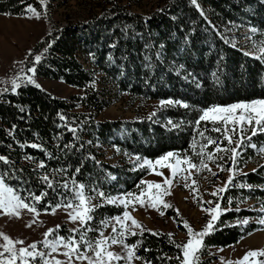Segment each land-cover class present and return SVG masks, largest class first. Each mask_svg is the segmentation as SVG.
Masks as SVG:
<instances>
[{"label":"trees","instance_id":"1","mask_svg":"<svg viewBox=\"0 0 264 264\" xmlns=\"http://www.w3.org/2000/svg\"><path fill=\"white\" fill-rule=\"evenodd\" d=\"M28 6L41 11L40 0H0V15L24 17ZM99 9L84 22L54 25L26 58V67H34L36 77L62 82L81 90L82 95L60 99L27 83L15 93L9 87L0 89V156L10 161H0V173L7 172V183L23 196L47 193L35 205L38 212L52 211L63 195H71L61 185L67 182L71 187L73 178L85 184L91 195L92 188L110 196L137 192V185L149 174V169L139 168L144 159L155 161L169 151L191 153L189 145L196 136L193 122L201 109L264 99V62L253 58L254 45L264 41V0H196V4L165 0L145 15L118 0H105ZM245 27L257 29L249 42L240 33ZM246 51L252 54L245 56ZM36 56L41 57L39 63H35ZM102 82L133 99L174 100L189 107L159 105L131 120L99 121V113L109 103L99 88ZM152 113L155 116L149 119ZM61 115L66 119L61 120ZM169 120L179 126L173 127ZM252 143L264 145V134L253 137ZM106 149L113 150L116 163L104 160ZM41 163L43 168L38 167ZM224 163L231 167L230 161ZM260 165H264V154L246 147L234 184L249 187H231L221 194L222 199L213 197L214 206L219 202L231 210L221 215L217 230L204 238L201 264L213 263L211 250L233 246L260 228L252 222L264 203V168ZM217 173L214 177L227 180V171ZM44 176L52 181V188L42 180ZM98 202L93 200V204ZM122 211L120 206L105 204L96 209L91 226L102 230V220ZM166 214L180 232H186L175 210ZM245 218L249 224L237 223ZM68 230L61 226L58 234L68 236ZM151 232L126 240L129 245L141 242L136 250L142 257L139 261L178 264L179 250L168 234ZM88 235L96 238L98 232Z\"/></svg>","mask_w":264,"mask_h":264},{"label":"snow or ice","instance_id":"2","mask_svg":"<svg viewBox=\"0 0 264 264\" xmlns=\"http://www.w3.org/2000/svg\"><path fill=\"white\" fill-rule=\"evenodd\" d=\"M40 3L46 6L48 0H40ZM192 3L196 4V0H192ZM197 7L199 6L197 5ZM25 11L31 14L28 18H40V13L32 6H28ZM201 15H204L203 11H201ZM250 31L255 33L257 29L253 28ZM253 51L255 53L253 58L264 62V41L254 45ZM243 54L248 56L252 53L246 51ZM40 60V56L35 57V63H39ZM35 71L34 67L27 69V72L33 73V75ZM18 79L20 77L11 81L13 93L20 87V84L17 83ZM24 82L34 84L37 88L41 87L35 82L33 76H27ZM174 104L184 108L189 107L188 104L179 101H160L161 106ZM152 116H155V113H152L149 119ZM60 119L65 120L66 118L61 115ZM168 123L173 127L179 126L171 120ZM193 123L196 136L200 139L197 140L196 136L193 137L189 145L190 154L188 151H169L155 161L144 159L139 164V168L150 169L155 175L162 177L161 182L141 180L137 185V192L129 191L120 196H110L98 188H92L91 192L94 195H91L86 190V185L78 183L74 178L71 181V187L67 182L63 183L61 187L71 195H63L61 203L55 205L52 214H55L57 208H63L71 222H78V227L69 229L68 236H62L58 234L61 226L56 225L55 228H49L43 233L41 241H34L31 244H25V241L21 239H12L7 234L0 232V238L3 240V243H0V264H120V262L133 264L134 260L142 259L136 253L141 242L137 241L135 244L129 245L126 243L127 238L143 235L145 231L151 232V230L145 229L131 213L136 210V205H139L155 209L160 215H164V210L172 207L164 197L172 194L171 188L174 183H183L185 188L194 193L193 199L200 205L201 210L211 217L200 231H194L186 220L183 221L188 239L182 244L176 243L172 234H168L169 241L179 250V254L175 257L178 264H201L200 253L205 247L204 238L217 230L215 225L221 215L231 209H223L219 202H215L214 207L205 208V204L212 205L214 201L203 200L196 187L195 177L205 171L211 176H216L218 173L213 171L210 165H215L220 172L227 171L229 175L223 183V187H217L209 194L220 199H222L221 194L227 192L231 187H249L244 184L236 185L234 181L239 174L238 164L246 147L257 149L258 153L264 154V145L258 146L252 143L253 137L264 134V99H254L251 102L226 106L213 105L201 109ZM209 124L211 127H208ZM69 130L73 133L77 131L75 128ZM212 133L217 135L213 136ZM31 147L37 148L39 145L32 144ZM136 160L139 161L141 158L136 157ZM226 160L231 162V167H225ZM0 161L10 164L8 158L4 156H0ZM38 167L43 168V163ZM260 167L264 168V165H260ZM163 169H168L169 175L165 176ZM79 171L80 169L77 168L76 173ZM252 171L256 172L257 169L254 168ZM242 174L248 175L247 173ZM8 178L7 172L0 173V215L19 218L20 210L23 209L34 214L33 223H35V217L39 215L35 205L39 204L47 193L42 192L40 195H35L29 192L27 197L23 196L16 188L7 183ZM42 180L49 188L53 187L52 181L47 176L42 177ZM93 200L99 202L93 204ZM228 203L231 205V198ZM105 204L123 208L121 214L101 221L102 227L111 226L109 235H105L104 231L91 226L96 209ZM236 211H240L239 207L236 208ZM176 212L179 216V210ZM249 222L247 218L237 221L242 225H247ZM255 223L260 226L258 230H264V203L260 205ZM27 226L31 227V224ZM91 232H98V237L90 238L88 234ZM151 234L160 235L156 232H151ZM248 234L251 235V233ZM113 246H118L120 251H113ZM60 256L65 259H59ZM261 257H264V249L249 250L235 264H264V259H259ZM221 259L222 264H225L223 258ZM146 264H151V262H146ZM227 264H233V262L228 261Z\"/></svg>","mask_w":264,"mask_h":264},{"label":"rangeland","instance_id":"3","mask_svg":"<svg viewBox=\"0 0 264 264\" xmlns=\"http://www.w3.org/2000/svg\"><path fill=\"white\" fill-rule=\"evenodd\" d=\"M164 1L118 0L121 5H125L131 11L141 15L151 13ZM104 2L105 0H48L47 5L41 4V11H37L40 13L39 19L28 18L31 15L30 13H27L24 17L0 15V89L3 87L12 88L11 81L17 77H20L17 83L21 85L26 84L24 80L27 76H33L35 82L41 86L40 89L60 99L69 100L72 96L82 95L81 90L71 88L62 82L38 78L33 73L27 72L26 58L31 53L32 48L51 32L54 25L60 27L68 22H84L90 14L99 12V8H103ZM250 30L249 27H245L240 31L241 34L247 36L246 42L250 40V34H252ZM80 60L87 68L88 64L85 63V58L80 56ZM102 83L103 85H99V88L104 90L109 103L99 113L97 117L99 121L131 120L137 114L147 115L151 113L156 106L160 105V103L130 98L125 94L118 93L112 85L106 84V82ZM104 160L111 164L116 163L117 158L114 157L112 149L104 151ZM211 168L213 171L219 172L217 168ZM162 171L165 176L169 175L168 169ZM195 179L197 180L196 187L204 201L213 200V197L209 194L215 188L223 187L224 183L223 179H217L207 171L196 176ZM144 180L161 182L162 177L155 175L149 169V174ZM171 193V195L164 197L172 205L169 209L175 210V212L179 210L182 224L186 220L194 231L202 230L211 217L202 211L200 205L193 199L194 193L185 188L183 183H174ZM204 207H214V205L205 204ZM169 209L164 210V215H160L155 209L136 205V210L131 214L145 229L165 234L171 233L177 240L186 242L188 239L187 230L185 229V233L179 231L176 222L166 214ZM33 217V213L23 209L20 210L19 218L0 215V232L7 234L12 239H21L25 241V244H31L34 241H41L43 233L49 228H55L56 225L65 226L68 229L78 227V222H71L63 208H57L55 214H52V211L39 212V215L35 217V223H33ZM255 220H252V222H255ZM29 224H31V227L27 226ZM102 231L105 235H109L111 226L103 227ZM0 243H3L2 238H0ZM261 249H264V230H255L251 235H247L233 246L222 248V250L221 248L211 250V256L215 257L212 264H222L221 258H223L225 264L228 261L235 264L247 251ZM112 250L119 252L120 248L113 246ZM58 258L65 259L63 256ZM259 259H264V257ZM120 264H123V262H120ZM133 264L144 263L134 260Z\"/></svg>","mask_w":264,"mask_h":264}]
</instances>
